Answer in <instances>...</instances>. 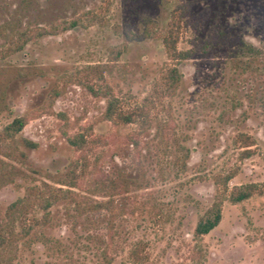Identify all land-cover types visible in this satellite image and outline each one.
<instances>
[{
    "label": "rangeland",
    "instance_id": "1",
    "mask_svg": "<svg viewBox=\"0 0 264 264\" xmlns=\"http://www.w3.org/2000/svg\"><path fill=\"white\" fill-rule=\"evenodd\" d=\"M175 19L193 50L179 61L162 40ZM87 83L123 108L151 94L149 121L105 119ZM249 183L264 189V0H0V264H264V193L227 197Z\"/></svg>",
    "mask_w": 264,
    "mask_h": 264
},
{
    "label": "trees",
    "instance_id": "2",
    "mask_svg": "<svg viewBox=\"0 0 264 264\" xmlns=\"http://www.w3.org/2000/svg\"><path fill=\"white\" fill-rule=\"evenodd\" d=\"M176 18V15H174ZM179 19V18H178ZM178 19L172 21L171 26L167 29L166 33L162 36L164 49L167 55V58L171 61H179L188 58L192 53V49L187 50H179L176 46L178 40V27L179 21ZM146 23L149 21L145 20ZM31 32H24L22 33V41L21 43H17L18 45L12 47V51L18 50L21 48L22 43L26 40H29L32 36ZM144 34L149 35L150 32L147 28L144 29ZM211 45L210 39L205 40L202 44L199 45L198 50L201 52H206ZM11 48V47H10ZM116 52V54H118ZM101 68L99 66H90L84 70V77L85 79H90V76H97L95 82H99L101 77ZM86 81V80H85ZM180 81V73L176 67H170L164 71L161 77L162 85L164 84V89L168 91H173L176 86L179 84ZM88 82V81H87ZM87 87L95 95H101L102 97L106 98V104L104 109V118L111 121L114 124H126L130 122L141 120L142 124H147L149 121V112L153 106V100L151 99V94L145 96L140 104L134 105L133 107L123 108L118 100L114 95H112L109 86L104 85L98 86L95 88L94 86L87 83ZM161 88H154L153 93L156 98V94L160 91ZM163 89V88H162ZM99 90V91H98ZM53 95H57L56 89L53 90ZM50 104V103H49ZM26 117H16L14 118L5 128V132L7 135H11L15 132L21 130V128L26 124ZM242 142L249 146L252 144V139L245 135H241ZM67 141L72 145L75 146L79 151H82L83 144L85 143V139L83 136L78 135L76 137H69L66 136ZM28 143V142H27ZM247 153V152H246ZM245 153V154H246ZM232 177V174H227L223 177L218 178L217 183L221 185L223 191L227 190V182ZM264 189L261 188L256 183H249L241 186H235L228 192V199L231 202H240L252 196L253 194H263ZM47 206V205H46ZM221 218V200L217 198L210 207L198 217L196 224L194 226V234L197 236H201L207 234L210 230H212L220 221Z\"/></svg>",
    "mask_w": 264,
    "mask_h": 264
}]
</instances>
